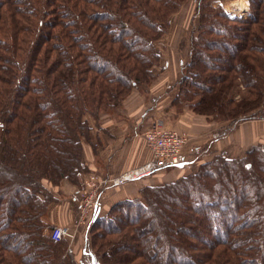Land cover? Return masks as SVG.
Returning <instances> with one entry per match:
<instances>
[{"label":"trees","instance_id":"trees-1","mask_svg":"<svg viewBox=\"0 0 264 264\" xmlns=\"http://www.w3.org/2000/svg\"><path fill=\"white\" fill-rule=\"evenodd\" d=\"M60 1L0 0V264L60 262L62 242L43 234L52 201L43 181L79 179L81 138L90 130L85 116L111 111L131 87L150 82L160 58L154 42L185 0ZM210 1L196 8L199 24L177 98L198 113L214 104L225 118H236L263 96L248 72L264 66V0H248L245 19L230 18ZM35 15L32 39L26 24ZM230 32L234 41L224 40ZM256 50L261 59L250 53ZM215 57L218 64L210 63ZM237 77L251 96L239 102L226 91ZM110 212L94 221V231L104 232L94 233L96 264L111 258L99 250L113 235L123 240L112 250L121 264H264V150L252 147L242 158L216 155Z\"/></svg>","mask_w":264,"mask_h":264},{"label":"rangeland","instance_id":"rangeland-1","mask_svg":"<svg viewBox=\"0 0 264 264\" xmlns=\"http://www.w3.org/2000/svg\"><path fill=\"white\" fill-rule=\"evenodd\" d=\"M199 1L200 0H185L181 3L176 11L170 13L167 17L168 23L165 26L164 33H162V35L154 42V47L157 49L160 58L157 64L153 67V78L150 80V82L147 84L141 83L142 85L139 83L138 85L131 87L128 94H126L127 96L125 95V97L122 99V102L117 107L111 109V111H102L98 114L97 118H94L91 115L85 116V119L88 121V128L90 130L88 132V136H86L85 138H81L82 161L84 170L79 176V179L75 183L69 180H62L56 185L43 181L44 188H46L52 196V201L46 208V216L44 218L46 224L43 228V234L49 237V233L54 227H63L67 230L68 233V236L60 241L63 244V254L58 264H96V260L91 251V246L96 249V244L98 242L96 234H104V232L101 230L94 231L93 229L94 221L97 218L109 215L113 216L114 212L110 211L112 210L113 206L119 201L125 199L140 198V191L144 190L145 188L163 185L167 183V181H175L182 175H186L188 172H191V170L196 165L203 164L216 156H212L207 161H205L203 158H198L192 161V158L188 156L190 149L189 144L191 140H193V137L184 131L174 128L173 126H165L164 122L160 119H155L146 129L136 134L137 141L133 145V149L131 148L130 150V158H132L133 164L136 161L135 158L140 160L137 165L132 166V164L129 168L127 167L115 173H109L107 175L106 169H104L102 166H97L96 168L92 165L95 164V161L97 159L103 160V162L105 159H107V153L109 149L104 148V146H106L107 140L110 139L111 142H114L115 140L114 137H110V135L107 134V130L104 128L106 123H104L102 120L110 118V120H112V122L116 124L114 128V130H116L118 125L120 126L119 123L126 122L128 113L127 105L134 101L136 104H138V102H142L143 104L145 102L148 103V99H146V96H144L146 91H148V89H150L152 86V89H154L160 84L161 80L165 78L169 79L171 77H173V79H177L175 84L173 85L176 88V93L172 99V105H174L175 113L179 114L187 111V113L193 115L194 118L205 121L206 127H215L212 131L214 134L217 133V138L223 136L222 134L224 133L226 134L225 136H228V134L230 136L231 133L240 126H243V128H245L246 130V133L243 135L241 133V136L246 137L247 139H250V136H254L253 141H257L264 137V66H261V64H258V66H261L262 68L256 67L253 70H249L248 77L249 80L251 79V76L257 77V79L255 78V88L258 90V92H263L262 99L256 104V107L253 109L251 105H245L244 107H242L239 111V113H242L241 116L239 115L236 118H225V111L222 110V108L218 109L214 104L210 106L211 108H206L207 114L198 113L196 110H194L191 103L177 98L179 95L180 81L183 76V72L185 71V66L189 62L190 52L192 49V41L196 36V29L199 24L198 15L196 13V8ZM59 2L61 1L59 0ZM39 4H41V2ZM210 5L215 9H222L230 18L245 19L250 11L248 0H211ZM241 5L244 6V8H242ZM92 7L93 8L91 9L98 8L95 6ZM35 8H39V6H35ZM8 14L11 16V13L8 12ZM39 18L40 17L36 15L35 18H28L29 23H27L26 25L33 32V35L31 36L32 39L35 38V35L37 33V29L35 30V28H33L32 22L37 24ZM229 25L235 26L234 24ZM256 28H258V26L255 27V30L259 32V30ZM258 34L260 35V32ZM90 36H92L91 32ZM224 37H222L224 40L234 41V34L232 32H230L229 35H224ZM19 53H21L23 56L22 52ZM250 53L260 59L261 56H263L257 50ZM219 57L221 59H224L225 54L220 53L218 55V58ZM215 58L214 60H212V62H210V60H206V63L210 62L218 64L217 62L219 60ZM65 62L67 61L65 60ZM178 63L180 65V69ZM72 68L74 69L73 66ZM178 69L179 73L181 74L177 75L178 77H175ZM208 71H211L213 73L215 72L211 68H209ZM199 73L200 74L198 76L202 79L204 75L201 74V71ZM213 73H211L212 76L203 79V82H205L206 85L211 84V79L215 77L213 76ZM170 74H172L173 76ZM239 74L240 73L238 72L237 75ZM73 76L75 80L80 79V73L75 72ZM242 80L243 78L237 77V86L235 85L234 87H230L228 90H226L227 92H230L232 94V98H234L237 102L243 99V96H245L246 94H248V98L251 97L249 96L250 88L244 87L241 82ZM58 87H60V85ZM257 90H255L253 94L256 93ZM255 98L256 96H254L253 102L256 101ZM134 105L135 104H132V106ZM146 105L147 104H145V106ZM232 107V104L228 106V108ZM155 126L157 128H153ZM153 130L176 131L181 137H183L186 140V143L183 146V154L185 156L186 162L181 165L166 168L164 169L165 171L162 169L152 174L144 175L141 178L137 179L138 181L136 179H132L123 181L122 183L116 185L112 184L111 182L119 178V176L123 175L129 170L135 169L145 164L152 158V150L147 142L146 134L149 131ZM127 143L126 141L124 142L125 148L127 147ZM258 144L249 147L248 145H246L243 148L239 147L241 149L239 150L242 154L236 155L235 157H228L242 158L246 154L247 150L252 147H261L264 150V146ZM124 153H128L127 149L124 150ZM91 154L94 160L90 159ZM189 158H191V160ZM115 165H118V162H116ZM160 171H162V173L158 174ZM126 184L129 186H126L124 190L126 192H129L131 194L130 196L132 197H127L126 195L119 193V188ZM93 194L94 196H96V201L95 203L93 201L94 204L92 203L93 205L91 206L88 201L91 200ZM203 200H206V198ZM220 210L221 214L223 215L225 213L224 209L222 208ZM239 218H241L240 215ZM235 220L238 221L237 216H235ZM95 232L96 234L94 235ZM111 238H113L112 242L105 243V246L101 247V250H99V252L101 254H111V258L104 259L105 264H121L116 257L117 254L114 255V251L112 252V250L113 245L116 247L120 245V242L123 241L122 237L113 235L111 236ZM236 240L239 239L236 238ZM146 242L150 248L155 247L151 239ZM194 243L198 246L200 245L198 242ZM123 253L125 254V252ZM12 256L19 257L16 253H12ZM130 264L145 263L144 260L138 259L137 261L134 260Z\"/></svg>","mask_w":264,"mask_h":264},{"label":"crops","instance_id":"crops-1","mask_svg":"<svg viewBox=\"0 0 264 264\" xmlns=\"http://www.w3.org/2000/svg\"><path fill=\"white\" fill-rule=\"evenodd\" d=\"M179 69L177 70L175 77H178L177 75L181 74L179 73ZM176 80L177 79H173V77L169 79L165 78L161 80L160 84L154 89H152L153 86L148 89L144 95L146 96V99H148V103L145 102L143 104L142 102H138V104H136L135 101L129 103L127 105L128 113L126 122L119 123L120 126L118 125L116 130H114L116 124H114L110 118L102 120L106 123L104 128L107 130V134H109L110 137H114L115 140L114 142H111L110 139L107 140L106 146H104V148L109 149L107 159H105L104 162L103 160L97 159L95 161L96 165L92 164L93 166L96 168L97 166H102L107 171L106 175L109 173H115L127 167L129 168L133 164L132 158H130V150L131 148L133 149V145L137 141L136 134L146 129L155 119H160L164 122L165 126H173L193 137V140H191L189 144L190 149L188 156L192 158V161L198 158H203L207 161L217 154L227 157H235L236 155L242 154L240 148H243L246 145L249 147L259 143L258 145L264 146V137L260 140L253 141L254 136H250V139L241 136V133L242 135L246 133L243 126L234 130L230 136L229 134L228 136H225L226 134L224 133L222 134L223 136L217 138V133L214 134L212 131L215 127H206L205 121L194 118V116L188 114L187 111L176 114L174 111V105H172V99L176 93V88L173 85ZM132 104L135 105L132 106ZM145 104L147 105L145 106ZM125 141L126 143L128 142L126 148L124 146ZM125 149H127L128 153H124ZM191 158L189 159L191 160ZM90 159L94 160L92 154ZM135 160L136 161L132 166L137 165L140 161L137 158H135ZM116 162H118V165H115ZM160 173H162V171L158 174ZM126 186L129 185L126 184L121 186L119 188V193L124 194L127 197H132L129 192L124 190Z\"/></svg>","mask_w":264,"mask_h":264},{"label":"built area","instance_id":"built-area-1","mask_svg":"<svg viewBox=\"0 0 264 264\" xmlns=\"http://www.w3.org/2000/svg\"><path fill=\"white\" fill-rule=\"evenodd\" d=\"M153 128L157 127L155 126ZM146 139L152 150V158L145 164L119 176V178L111 182L112 184L116 185L132 179L137 180L144 175H149L166 167H173L186 162L183 154V146L185 145L186 140L176 131H149L146 134ZM93 201L94 203L96 201V196H94V194L92 195L91 200L88 201L91 206L94 204ZM67 236V230L63 227H54L49 233V238L55 242H60Z\"/></svg>","mask_w":264,"mask_h":264},{"label":"bare ground","instance_id":"bare-ground-1","mask_svg":"<svg viewBox=\"0 0 264 264\" xmlns=\"http://www.w3.org/2000/svg\"><path fill=\"white\" fill-rule=\"evenodd\" d=\"M240 6V5H239ZM242 6V5H241ZM242 8H244V6H242Z\"/></svg>","mask_w":264,"mask_h":264}]
</instances>
